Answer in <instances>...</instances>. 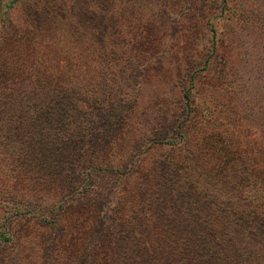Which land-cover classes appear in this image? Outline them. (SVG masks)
Masks as SVG:
<instances>
[{"label": "rangeland", "instance_id": "1", "mask_svg": "<svg viewBox=\"0 0 264 264\" xmlns=\"http://www.w3.org/2000/svg\"><path fill=\"white\" fill-rule=\"evenodd\" d=\"M182 246L264 264V0H0V264Z\"/></svg>", "mask_w": 264, "mask_h": 264}, {"label": "trees", "instance_id": "2", "mask_svg": "<svg viewBox=\"0 0 264 264\" xmlns=\"http://www.w3.org/2000/svg\"><path fill=\"white\" fill-rule=\"evenodd\" d=\"M32 112L33 113H35V112H37L39 109H37V108H35V107H33L32 109ZM216 234V237L218 238L219 237V233H218V231L215 233ZM3 237V236H2ZM4 238V237H3ZM7 237H5V239H6ZM144 246H146V245H144ZM178 247H180V245H177ZM183 248H184V246H182V249H180V250H178V251H176V255L177 256H179V257H182V258H180V259H177V261L178 262H180V263H183V264H188V262H191V261H193V260H190V259H193V255H190L189 254V256L190 257H188V256H185V254H186V252L183 250ZM130 250H131V247L129 248ZM185 249V248H184ZM126 250V249H125ZM146 251H147V254L149 255V253H150V249L148 250V248L146 249ZM196 251V250H195ZM155 262V261H154ZM157 262H159V264H168V263H164L165 261H157ZM150 263V262H149ZM198 263V262H197ZM193 264V263H192Z\"/></svg>", "mask_w": 264, "mask_h": 264}]
</instances>
